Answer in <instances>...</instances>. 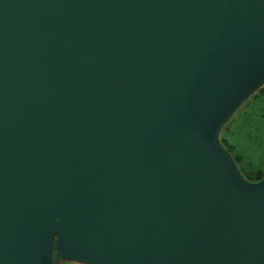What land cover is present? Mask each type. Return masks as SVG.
<instances>
[{"label": "water", "instance_id": "1", "mask_svg": "<svg viewBox=\"0 0 264 264\" xmlns=\"http://www.w3.org/2000/svg\"><path fill=\"white\" fill-rule=\"evenodd\" d=\"M263 84L264 0H0V264H264Z\"/></svg>", "mask_w": 264, "mask_h": 264}, {"label": "rangeland", "instance_id": "2", "mask_svg": "<svg viewBox=\"0 0 264 264\" xmlns=\"http://www.w3.org/2000/svg\"><path fill=\"white\" fill-rule=\"evenodd\" d=\"M219 136L231 146V157H238L233 160L245 180L253 182L255 172L264 175V84L234 110ZM51 264L79 263L57 258Z\"/></svg>", "mask_w": 264, "mask_h": 264}, {"label": "trees", "instance_id": "3", "mask_svg": "<svg viewBox=\"0 0 264 264\" xmlns=\"http://www.w3.org/2000/svg\"><path fill=\"white\" fill-rule=\"evenodd\" d=\"M262 87V86H261ZM260 87V88H261ZM259 88V89H260ZM219 139H220V142H221V144L224 146V148L225 149H227V151H229V153H231L232 152V149H231V146L229 145V144H227V142L225 141V139L223 138V137H221V136H219ZM233 158H234V160L235 161H238V157L237 156H233ZM262 176L259 174V172H255L254 173V177H253V182H256L257 180H259L260 178H261ZM52 259H57L58 257L55 255V252H54V250L52 251Z\"/></svg>", "mask_w": 264, "mask_h": 264}]
</instances>
